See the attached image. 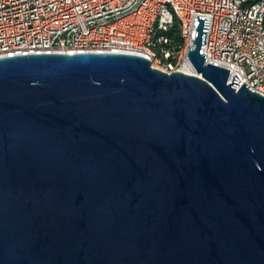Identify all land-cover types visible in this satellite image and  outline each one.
Returning a JSON list of instances; mask_svg holds the SVG:
<instances>
[{
	"label": "water",
	"instance_id": "1",
	"mask_svg": "<svg viewBox=\"0 0 264 264\" xmlns=\"http://www.w3.org/2000/svg\"><path fill=\"white\" fill-rule=\"evenodd\" d=\"M126 52L0 57V264H264V95Z\"/></svg>",
	"mask_w": 264,
	"mask_h": 264
},
{
	"label": "built area",
	"instance_id": "2",
	"mask_svg": "<svg viewBox=\"0 0 264 264\" xmlns=\"http://www.w3.org/2000/svg\"><path fill=\"white\" fill-rule=\"evenodd\" d=\"M183 7L187 24V60L184 66L168 65L165 72L195 70L188 52L196 38L195 16L209 17L206 43L201 45L204 63L221 67L228 63V83L252 78L249 90L264 95L259 87L264 64V0H253L246 20L236 18V4L243 0H174ZM161 16L164 53H169L171 15L164 0H0V57L41 52H126L149 59L143 47L151 37L150 20ZM238 58V67H230ZM191 74V73H188Z\"/></svg>",
	"mask_w": 264,
	"mask_h": 264
},
{
	"label": "bare ground",
	"instance_id": "3",
	"mask_svg": "<svg viewBox=\"0 0 264 264\" xmlns=\"http://www.w3.org/2000/svg\"><path fill=\"white\" fill-rule=\"evenodd\" d=\"M253 7V0H243L236 4V18L239 20H246L248 10ZM164 9L171 15L172 30L177 29L180 33V43H175L173 38H170V52L164 53L161 46L163 40L161 16H153L150 20V27L152 30L151 37H145L143 40V47L146 48V53L149 54V59L152 66L162 71L168 70V65L172 67L184 66L187 60L186 35L187 24L183 20V7H179L174 0H164ZM261 45L264 47V37H261ZM142 55L139 53H132ZM221 67L228 69V63H221ZM230 67H238V58H230ZM188 73L197 74L195 70H188ZM245 86H252V78H245ZM259 87L264 91V64L260 66Z\"/></svg>",
	"mask_w": 264,
	"mask_h": 264
},
{
	"label": "trees",
	"instance_id": "4",
	"mask_svg": "<svg viewBox=\"0 0 264 264\" xmlns=\"http://www.w3.org/2000/svg\"><path fill=\"white\" fill-rule=\"evenodd\" d=\"M179 31L175 28V29H173V30H171L170 32H169V35L173 38V41L175 42V43H180V42H178V41H181V38H180V33H178Z\"/></svg>",
	"mask_w": 264,
	"mask_h": 264
}]
</instances>
